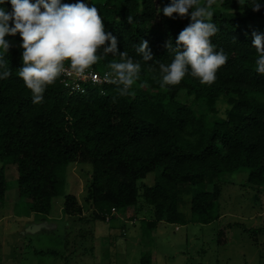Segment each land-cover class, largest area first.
I'll list each match as a JSON object with an SVG mask.
<instances>
[{
    "label": "trees",
    "instance_id": "1",
    "mask_svg": "<svg viewBox=\"0 0 264 264\" xmlns=\"http://www.w3.org/2000/svg\"><path fill=\"white\" fill-rule=\"evenodd\" d=\"M93 4L105 31L117 38L119 52L126 51L140 64L139 79L128 95L120 96L112 83L86 82L84 92L73 91L61 75L46 88L43 103L33 104L31 91L18 77L21 37L7 36L19 44L5 53L11 76L0 81V160L5 163L0 201L8 190L6 165H15L20 196L31 200L32 211L49 215L69 167L89 164V215L73 193L65 195L63 210L79 220L105 221L113 208L137 205L138 181L162 167L156 182L142 192L153 210L146 226L155 229L160 222H184L180 193L190 185L213 184L211 191L194 193L191 200V221L202 223L220 217L221 175L247 167L250 183L264 186V74L255 70L252 47L253 33L264 34V7L253 11L238 0H215L208 10L218 32L211 39L216 51L223 49L228 57L215 82L202 85L185 76L178 85L161 88L157 61L171 62L167 45H175L190 17L158 13L170 0H90L89 6ZM5 7L11 11L10 3ZM142 41H147L153 60L145 61L137 52ZM120 60L109 54L91 69L109 72V63ZM222 100L230 105L226 117L208 130L195 107L216 113ZM139 264H153L152 254Z\"/></svg>",
    "mask_w": 264,
    "mask_h": 264
},
{
    "label": "rangeland",
    "instance_id": "2",
    "mask_svg": "<svg viewBox=\"0 0 264 264\" xmlns=\"http://www.w3.org/2000/svg\"><path fill=\"white\" fill-rule=\"evenodd\" d=\"M70 1L74 0H62ZM5 39L10 47L19 44L7 36ZM98 69L106 70L103 66ZM197 107L211 130L215 120L226 117L230 105L222 100L211 114ZM4 164L0 160V168ZM88 166L92 170L91 165L82 163L69 167L65 187L53 198L51 213L43 215L31 210L29 198L20 196L16 166L6 165L8 190L0 201V264H139L146 254H152L153 264H264V186L250 183L249 168L219 177L218 219L191 221L194 193L211 191L213 184L190 185L180 193L184 222H161L152 229L146 222L152 219L153 210L142 192L144 186L156 182L162 167L138 181L137 205L118 209L109 221H103L92 217L79 220L63 210L65 195L73 193L89 215V205L85 204ZM43 220L46 227L30 229Z\"/></svg>",
    "mask_w": 264,
    "mask_h": 264
},
{
    "label": "clouds",
    "instance_id": "3",
    "mask_svg": "<svg viewBox=\"0 0 264 264\" xmlns=\"http://www.w3.org/2000/svg\"><path fill=\"white\" fill-rule=\"evenodd\" d=\"M214 2L205 0L201 5L200 0H170L168 6L157 8L158 13L162 11L169 18L174 14L190 17L175 45H167L173 53L171 62L157 61L161 88L178 85L185 76L198 79L202 85L215 82L218 69L228 57L223 49L216 51L212 43L218 28L210 22L212 12L208 9ZM238 2L253 11L264 7V0ZM8 3L11 11L5 7ZM89 3L90 0H78L74 4L62 0H0V81L11 76L5 59L10 45L5 37L19 33L23 63L18 77L31 91L33 104L43 103L46 88L65 73L66 63L71 73L79 77L109 54L121 60L109 63L110 71L104 79L118 86L120 96L128 95L139 79L141 66L126 51L119 52L117 38L105 31L97 7ZM252 47L256 50L255 70L264 74V34L253 33ZM137 52L143 54L145 61L153 60L147 41L139 44Z\"/></svg>",
    "mask_w": 264,
    "mask_h": 264
},
{
    "label": "built area",
    "instance_id": "4",
    "mask_svg": "<svg viewBox=\"0 0 264 264\" xmlns=\"http://www.w3.org/2000/svg\"><path fill=\"white\" fill-rule=\"evenodd\" d=\"M106 72H98L94 69H89L86 71V73L83 76H76L74 73H71V70L68 69L66 66V71L64 74H62L64 81L68 84L71 85V89L73 91H85V87H83V84L86 82L89 83H94V84H108L110 82L106 81L104 79L105 73ZM117 212L116 208H113L111 213L106 215V220L109 221L113 214Z\"/></svg>",
    "mask_w": 264,
    "mask_h": 264
},
{
    "label": "water",
    "instance_id": "5",
    "mask_svg": "<svg viewBox=\"0 0 264 264\" xmlns=\"http://www.w3.org/2000/svg\"><path fill=\"white\" fill-rule=\"evenodd\" d=\"M47 226V224H46V222H41V223H39V224H35V225H33L30 229L31 230H33V229H36V230H39V229H41V228H43V227H46ZM35 230V231H36Z\"/></svg>",
    "mask_w": 264,
    "mask_h": 264
},
{
    "label": "crops",
    "instance_id": "6",
    "mask_svg": "<svg viewBox=\"0 0 264 264\" xmlns=\"http://www.w3.org/2000/svg\"><path fill=\"white\" fill-rule=\"evenodd\" d=\"M161 223V222H160Z\"/></svg>",
    "mask_w": 264,
    "mask_h": 264
}]
</instances>
